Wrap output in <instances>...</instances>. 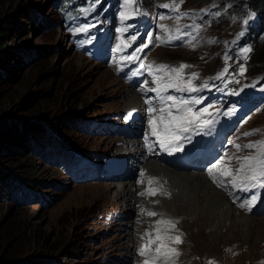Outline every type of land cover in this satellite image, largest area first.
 I'll return each instance as SVG.
<instances>
[{"label":"rangeland","instance_id":"374dc122","mask_svg":"<svg viewBox=\"0 0 264 264\" xmlns=\"http://www.w3.org/2000/svg\"><path fill=\"white\" fill-rule=\"evenodd\" d=\"M98 1L54 7L53 0H0V18L14 16L3 47L7 58L1 70L5 77L0 78V111L19 125L28 119L40 123L43 130L49 126L68 146L82 151L95 162L80 166L68 177L61 166L51 162L59 157L52 155L50 144L43 149L26 142L23 150L17 143H3L0 168L25 180L35 198L18 204V199L29 196L28 191L0 184V256L18 261L32 258L45 264H142L145 258L138 254L140 240L146 243L154 240L157 221L169 219L178 223L174 229L161 225V235L179 236L181 243L165 241L168 248L179 253L178 256L169 253L168 264L173 261L175 264H264V231L251 233L249 230L247 238L246 234H236L238 240L232 242L231 234L225 228H218L206 211L201 210L200 214L196 210L181 211L183 204L163 208L148 222L146 209L142 208L145 198L140 195L139 187L136 186L135 192L138 201L132 204L118 188L126 173L136 185L142 183L139 176L142 173L136 168L138 157L133 154L120 172L111 171L115 167L112 160L118 159L120 154L130 155L122 147L124 144H116L118 139L129 145L128 141L137 138L146 145L143 136L151 133L150 125L145 123L150 106L146 98L156 103L157 109L161 106L157 94L149 90L157 86L153 82L154 75H163L155 71L160 64L191 65L183 70V79L186 81L197 73L198 79L193 83L198 86L208 81V87L213 89V103L225 108L241 104L233 98L240 91L256 101L257 96H263L264 85L259 72L264 65V34L259 43L252 46L247 60L241 52L244 47L239 43L245 33L246 20L255 24L256 18L248 10L226 17L224 12L219 16L222 7L228 6L227 3L222 5L220 0H183V3L180 0H140V12L152 27V41L149 43L146 38L138 43L148 44L139 59L148 67L152 66L153 74L149 72V80L145 76L144 87L138 88L130 86L131 78L124 70L127 64L124 60L136 54V49L119 57L124 51L120 45L122 35L118 32L124 21L120 15L125 11L124 2L108 0L111 7L97 15L95 2ZM162 4L170 7L163 8ZM177 5L178 11L175 10ZM92 20L94 27L90 26ZM178 30L182 32L178 34L179 39L167 44L161 42L164 36L174 37ZM157 36L161 40H157ZM126 45L132 48L135 41L130 39ZM226 55L229 72L223 80L213 79L226 66ZM255 56L262 60L253 62ZM241 66L245 68L243 75H240ZM127 90L145 99L147 109H138L137 121L125 112ZM228 92L233 97L219 99ZM124 129L127 135L123 134ZM234 129L217 156L224 162L231 161L232 170L243 162L244 156L256 155L257 150H249L245 145L264 141V106L248 113ZM245 133L254 134L245 136ZM132 134L136 136L134 139ZM46 136H50L49 133ZM155 138L154 141H158ZM180 145L182 151L194 147L193 144ZM237 145L241 146L239 150ZM174 150L177 149L170 148ZM232 179V176L225 177L226 199L241 215L256 221L264 219V188L241 191L239 186H232ZM253 195L258 197L254 202L251 201ZM231 225L235 227V223ZM125 231L130 233L127 247L121 240ZM159 243L156 241L150 247L155 249ZM154 251L152 249L151 257L156 255ZM164 259L161 257L156 264H163Z\"/></svg>","mask_w":264,"mask_h":264},{"label":"bare ground","instance_id":"6f19581e","mask_svg":"<svg viewBox=\"0 0 264 264\" xmlns=\"http://www.w3.org/2000/svg\"><path fill=\"white\" fill-rule=\"evenodd\" d=\"M124 95L126 98V102L124 104L126 114H128V117H133V121L139 120L135 116H137L138 109L140 107L141 109H147L144 101L145 99L143 100L141 95L132 93L129 90H127ZM146 101L149 100L146 99ZM147 103L148 102H146V104ZM155 105L156 104L151 103V106L156 107ZM149 107L150 106H148V108ZM153 115H158V113H150L147 109V115L145 116L146 124L150 125ZM134 137L136 136L133 135L132 138L134 139ZM143 137L146 143L144 146L142 144L143 142H140V139H138L139 141L136 140L137 138H135V140L128 141L129 145L123 143V140L118 139L116 144L120 143L118 146L124 144L122 147H124L126 151L128 150L130 155L125 156L120 154L119 158L115 159V163L116 169H119L120 163H125L127 161L128 164V161L129 159H132L131 156L133 154L138 157L136 161V168H140L141 173H143V176L141 174L139 175L141 177L142 183L136 185V183L132 181V177H129V175L127 176V173L125 174L126 177L123 176L121 178V183H118L120 185V187H118L120 193L131 204L138 201L135 196L136 186L139 187L138 191L141 193L144 192L147 187H149L147 181L150 178L154 181L151 187L157 190V194L154 196H143L145 198V204L142 205V208L146 209V221L149 222L152 219V217L146 214L147 211L161 213L163 208L171 205L183 204L181 211L196 210L198 211V214L201 213V210L206 211V213L210 215L211 221L218 228H225V231L231 234V237L233 238L232 242L238 240L235 238L236 234H246L247 238L249 237V230H251V233L253 231H257L258 233H260V231H264V219L261 221H256L250 216L241 215L237 208H235L232 203L229 202L230 200H227L228 198L224 196L226 188L225 186L227 183L225 182L226 175L223 173L226 170V166L227 168H230L229 163L224 162L222 159H217L199 171L175 170L169 167L167 163H159H163V159H156V154H154L152 151L154 145L153 137L155 136H152L150 133ZM210 154L211 152L208 155ZM207 157L208 156H205L206 159ZM189 159V156L184 158V162L181 164V166L185 167L187 164H189ZM209 169L212 170V175L209 174ZM129 180L132 182L128 184L124 183ZM220 184H223L224 187L219 186ZM164 193H166V195ZM232 223H235V225H233L235 226L234 228L231 225ZM252 224L254 225L253 229L251 228ZM121 240L123 246L127 247L130 242V233L125 231V234ZM140 244L141 247L147 243L144 241L141 242L140 240ZM152 249L155 250L151 247L146 248L147 256L144 258L151 257L150 253L152 252Z\"/></svg>","mask_w":264,"mask_h":264},{"label":"snow or ice","instance_id":"6c2138e0","mask_svg":"<svg viewBox=\"0 0 264 264\" xmlns=\"http://www.w3.org/2000/svg\"><path fill=\"white\" fill-rule=\"evenodd\" d=\"M125 11L121 12V19L127 20L133 18L135 15L141 14L139 3L140 0H123ZM180 3H183V0H180ZM161 7L169 8V4H162ZM175 10L178 11V5L175 7ZM186 15V14H184ZM164 17H161L163 19ZM198 28V26H194ZM241 36L243 33L240 34ZM177 35L175 37L168 36L166 39L161 42L164 44L170 43L173 39H179ZM157 40H161V37L157 36ZM136 37H132L134 42ZM148 41L151 43L152 35L151 33L148 36ZM148 47V44L143 45V47L136 49V52H142L143 48ZM119 51V49H118ZM243 58L248 59V53L251 52L250 47H245L241 50ZM139 59L138 56L133 53L126 57L127 60L131 61L133 59ZM226 66L220 71L216 77L213 79L223 80L226 74L229 72V67L227 66V61L229 57L226 55L224 57ZM141 68L144 67L143 64L140 65ZM191 67V65L180 64L178 67H170L165 64H160L155 71L163 73L162 76H155L153 82L157 85L155 88L149 89L157 94V98L161 102V106L157 109L156 107L151 106V101H146L150 104L149 112L158 113V115H153L152 120L150 121L151 135L156 136L157 140L165 150H170L171 147H175L179 150L180 140L186 139L190 140L191 136H184L185 133H190L192 131L203 130L208 128L211 124L209 120H202L201 118L208 113V109L204 108L202 110L196 111L193 106L202 103V98H192L184 99L183 97L177 98L172 95H162L163 92H166L168 89H174L177 92H198L202 88H198L193 81L198 79V74L193 73L186 81L183 79L182 73L183 70ZM149 72L152 73V66L149 65ZM245 68L240 67V75H243ZM167 77V80H165ZM238 82V81H237ZM203 88H208V81L203 82ZM171 104H168V102ZM254 133H245V136L253 135ZM237 149L241 147L240 145L236 146ZM246 147L249 150H257L256 155H246L243 157V162L239 163V166L232 170L227 168L224 171V175L232 176L231 181L233 187H240L241 191H249L251 189L264 188V141H260L259 144H247ZM229 164L231 161L228 162ZM209 174L212 175V170L209 169ZM143 176V173L141 174ZM215 179V177H214ZM154 181L150 178L147 181L149 187L145 189L144 192H141L142 196H154L157 194V190L153 189L151 185ZM219 186L224 187L223 184ZM166 195V193H164ZM258 197L253 195L251 201H255ZM241 207H245V204H241ZM250 210V204H249ZM146 214L150 217L157 216L158 213L153 211H147ZM162 215V214H159ZM178 222L172 221L169 219H160L155 225L156 236L155 239H149L146 245H142L138 251V254L142 257L147 256L146 248H150V245L156 241H160L159 245L155 248L156 255L153 257L145 258L142 264H156L157 260H160L161 257H164L163 264H168L167 257L168 254L179 255V253L174 248H168L165 241H174L176 243H181L179 236H168L167 234L161 235L160 226L165 225L168 228L174 229ZM145 236H151V233H145ZM143 238V237H142ZM173 264L175 262L173 261Z\"/></svg>","mask_w":264,"mask_h":264},{"label":"trees","instance_id":"16d2710c","mask_svg":"<svg viewBox=\"0 0 264 264\" xmlns=\"http://www.w3.org/2000/svg\"><path fill=\"white\" fill-rule=\"evenodd\" d=\"M71 0H53V6L64 5L65 3ZM231 2V9H235L238 6L240 9L247 7L258 17V26L260 31H264V4L262 0H228ZM79 3H84V0H79ZM13 14L0 18V78H4V73L2 63L5 62L6 51H3V47L7 44V38L9 33V28L13 23ZM262 58L254 57L253 62H259ZM260 81L264 84V65L260 66ZM21 123V122H20ZM83 124H88V122H80ZM18 126H20L18 128ZM57 124H53V127H56ZM49 133L50 136H46ZM24 136V137H23ZM26 138V139H25ZM25 139V140H24ZM5 142L17 143L20 146V149H25L24 143H28L29 146H42L43 149L50 144V152L53 156L59 157L53 162L55 166H61L65 176H70L72 174V168L77 163L75 162V157L73 151L68 143L62 140V137L59 136L56 132L52 131L49 126L45 127L35 122L34 120H25L20 125L18 121L12 120L9 117H6V113L0 111V158L2 156L1 149L2 145ZM42 152V151H41ZM42 155L45 154L42 152ZM12 183V185H11ZM0 184L3 186H19L28 191V197L26 199H18L16 203L21 204L32 199L34 192L29 188L25 180L20 179L18 176L11 174L6 171V169L0 168ZM10 187V188H11ZM15 192V191H13ZM18 193V192H15ZM17 195V194H16ZM35 198V197H34ZM0 264H45L44 261L35 260L32 258H25L21 261L16 260L13 257L5 258L0 256ZM55 264V263H54Z\"/></svg>","mask_w":264,"mask_h":264}]
</instances>
